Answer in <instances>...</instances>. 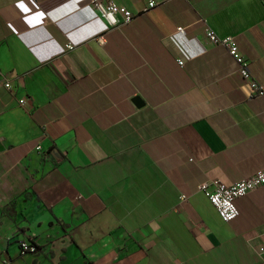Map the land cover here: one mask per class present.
I'll list each match as a JSON object with an SVG mask.
<instances>
[{
  "label": "crops",
  "instance_id": "0c3cea01",
  "mask_svg": "<svg viewBox=\"0 0 264 264\" xmlns=\"http://www.w3.org/2000/svg\"><path fill=\"white\" fill-rule=\"evenodd\" d=\"M208 29L264 83V0L119 26L90 0H0V264H264V185L231 222L200 190L264 169V96Z\"/></svg>",
  "mask_w": 264,
  "mask_h": 264
},
{
  "label": "built area",
  "instance_id": "2783aa9c",
  "mask_svg": "<svg viewBox=\"0 0 264 264\" xmlns=\"http://www.w3.org/2000/svg\"><path fill=\"white\" fill-rule=\"evenodd\" d=\"M171 1L172 0H143L145 6L141 12H149ZM90 2L98 15L111 26L127 24L140 14L119 4L115 0H90ZM179 30L184 32L182 27H179ZM206 38L210 43L227 47L229 53L239 62L241 66V75L251 85V96H264V83H260L254 78L250 63L243 56L234 39L232 37L220 38L211 29L207 30ZM73 47L74 45L71 43L67 45L68 49H72ZM178 60L180 64L184 63L182 59L179 58ZM2 89L11 91L14 89V86L11 80L4 77L0 72V90ZM19 102L21 105L27 104L26 98L23 97ZM37 148L40 149L41 146L39 145ZM262 185H264V169H259L251 176L232 184H226L219 179L205 181L200 184V190L208 197L216 208L219 216L224 221L231 222L240 215V210L236 203L237 199L247 195L249 192ZM180 198L183 201L186 200L185 195H181ZM20 247L23 253H34L37 251V246L27 240L21 241Z\"/></svg>",
  "mask_w": 264,
  "mask_h": 264
},
{
  "label": "water",
  "instance_id": "95a60500",
  "mask_svg": "<svg viewBox=\"0 0 264 264\" xmlns=\"http://www.w3.org/2000/svg\"><path fill=\"white\" fill-rule=\"evenodd\" d=\"M138 103H140L141 101L139 100V98L136 99Z\"/></svg>",
  "mask_w": 264,
  "mask_h": 264
},
{
  "label": "rangeland",
  "instance_id": "374dc122",
  "mask_svg": "<svg viewBox=\"0 0 264 264\" xmlns=\"http://www.w3.org/2000/svg\"><path fill=\"white\" fill-rule=\"evenodd\" d=\"M134 12H135V11H134ZM138 13L142 14L143 12H138ZM140 14H138V15H140ZM138 15H137V16H138ZM137 16H136V17H137Z\"/></svg>",
  "mask_w": 264,
  "mask_h": 264
}]
</instances>
